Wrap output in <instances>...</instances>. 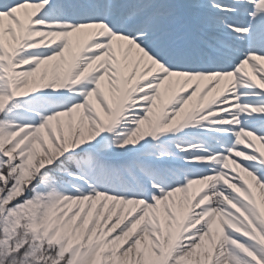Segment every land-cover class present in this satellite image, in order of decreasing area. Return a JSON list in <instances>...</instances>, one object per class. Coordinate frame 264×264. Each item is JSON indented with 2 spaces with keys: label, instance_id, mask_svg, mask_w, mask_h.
<instances>
[{
  "label": "snow or ice",
  "instance_id": "1",
  "mask_svg": "<svg viewBox=\"0 0 264 264\" xmlns=\"http://www.w3.org/2000/svg\"><path fill=\"white\" fill-rule=\"evenodd\" d=\"M0 264H264V0H0Z\"/></svg>",
  "mask_w": 264,
  "mask_h": 264
}]
</instances>
